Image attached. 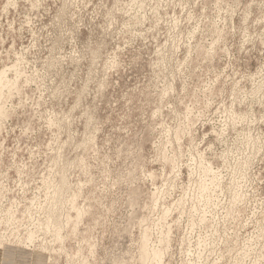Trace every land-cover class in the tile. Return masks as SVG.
Wrapping results in <instances>:
<instances>
[{
    "label": "rangeland",
    "instance_id": "rangeland-1",
    "mask_svg": "<svg viewBox=\"0 0 264 264\" xmlns=\"http://www.w3.org/2000/svg\"><path fill=\"white\" fill-rule=\"evenodd\" d=\"M0 264H264V0H0Z\"/></svg>",
    "mask_w": 264,
    "mask_h": 264
}]
</instances>
